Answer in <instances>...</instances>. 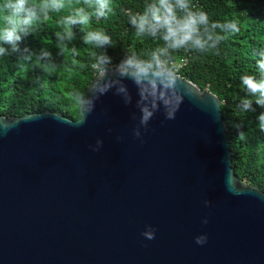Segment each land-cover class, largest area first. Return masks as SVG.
Wrapping results in <instances>:
<instances>
[{
	"label": "water",
	"instance_id": "1",
	"mask_svg": "<svg viewBox=\"0 0 264 264\" xmlns=\"http://www.w3.org/2000/svg\"><path fill=\"white\" fill-rule=\"evenodd\" d=\"M123 61L96 73L76 118L0 114V264H264V191L231 166L221 99L167 71L193 93L145 127Z\"/></svg>",
	"mask_w": 264,
	"mask_h": 264
},
{
	"label": "trees",
	"instance_id": "2",
	"mask_svg": "<svg viewBox=\"0 0 264 264\" xmlns=\"http://www.w3.org/2000/svg\"><path fill=\"white\" fill-rule=\"evenodd\" d=\"M151 0H113V11L106 19L93 17L90 28L72 26L73 37L61 40L64 27L58 23L75 7L84 6L83 0H65L66 7L51 11L48 17L40 16L29 29V35L21 33L17 50L0 42L5 54L0 55V114L21 115L25 112L56 110L70 118H76L85 89L96 75L97 69L109 68L130 56L146 60L152 52L164 47L159 36H137L129 24L130 13L142 12ZM4 0H0V5ZM196 9L206 11L209 31L222 39L216 48L204 52L190 47L174 51L169 49L162 56L164 70L174 72L169 65L183 62L177 73L183 77L191 74L193 82L221 99L220 110L228 126L231 166L237 176L264 191V132L258 125V116L264 107L241 85V76L260 78L257 61L264 53V0H191ZM215 23L217 26L212 28ZM235 24L233 32L228 24ZM3 21L0 20V27ZM102 28L112 43L103 47L85 44V32ZM51 53L41 56V51ZM109 58L100 63L99 57ZM98 65L94 68L93 65ZM252 99L251 108L242 109L241 101ZM243 133L241 136L240 133Z\"/></svg>",
	"mask_w": 264,
	"mask_h": 264
},
{
	"label": "clouds",
	"instance_id": "3",
	"mask_svg": "<svg viewBox=\"0 0 264 264\" xmlns=\"http://www.w3.org/2000/svg\"><path fill=\"white\" fill-rule=\"evenodd\" d=\"M112 4L113 0H83V5H86L90 11L86 10L84 6L75 7L69 15L58 21L63 25L64 33L62 36L57 32L56 36L61 40L66 37L70 41L73 37V25H81L82 31L84 28H90L93 17L98 21L107 18L108 14L113 11ZM65 7V0H4V3L0 5V20L3 21V26L0 27V42L11 45L13 51H16L17 42L22 39L21 33L25 36L29 35V29L35 20L42 16L46 21L49 12H59ZM126 14L129 17L128 22L135 29L137 36H159L164 41V47L154 50L146 60L141 61L140 58L130 56L123 61L125 69L123 74L130 76L138 86L144 88L142 100L145 103L141 105V125L146 127L154 112L161 105L165 109V118L174 119L179 104L183 101L180 99L177 102V89L182 97L191 95L194 89L185 83V87L181 90L179 81L171 79L168 72L163 71L165 64L161 57L166 55L169 49L179 51L190 47L204 52L206 49L216 48L222 37L209 31L206 11L196 9L191 0H151L150 3H145L142 12L133 14L126 11ZM216 26L215 23L211 25L212 28ZM227 27L233 32L238 31L235 24L230 23ZM83 41L85 44L103 47L110 45L112 38L102 28H96L85 32ZM5 51V48L0 46V55L5 54ZM50 55L49 52L41 51V56ZM260 56L261 58L257 61L260 78L256 79L253 75L245 74L241 76L240 80L246 92L255 99V103L264 107V53H261ZM98 59L102 64L109 61V58L103 55ZM93 66L94 68L98 67L97 64ZM102 69L105 68L97 69V72ZM154 70H160V74L156 75ZM173 73L178 74L175 70ZM137 76L139 80H137ZM153 76L158 84L155 92L148 91ZM160 89H164L166 95L161 96ZM129 101L130 98L125 102ZM252 102V99L242 100V109L244 111L250 109ZM258 120L260 121L258 127L264 132V112L260 113ZM135 135L140 136L138 129L135 130ZM240 135L242 136L243 133L241 132ZM101 143L100 140L97 141L98 146ZM204 222L207 223V220L205 219ZM142 235L148 240H152L155 238L154 229L149 226ZM206 240V235L195 237L197 244L202 245L206 243Z\"/></svg>",
	"mask_w": 264,
	"mask_h": 264
},
{
	"label": "built area",
	"instance_id": "4",
	"mask_svg": "<svg viewBox=\"0 0 264 264\" xmlns=\"http://www.w3.org/2000/svg\"><path fill=\"white\" fill-rule=\"evenodd\" d=\"M169 65L174 67L175 71H178V69L183 65V62H173L172 60H169Z\"/></svg>",
	"mask_w": 264,
	"mask_h": 264
}]
</instances>
